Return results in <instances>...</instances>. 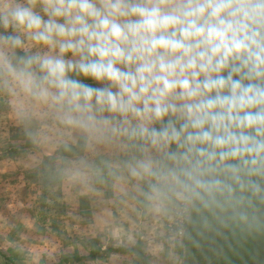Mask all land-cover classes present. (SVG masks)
Segmentation results:
<instances>
[{
    "label": "clouds",
    "instance_id": "clouds-1",
    "mask_svg": "<svg viewBox=\"0 0 264 264\" xmlns=\"http://www.w3.org/2000/svg\"><path fill=\"white\" fill-rule=\"evenodd\" d=\"M0 104L179 247L264 231V0H0Z\"/></svg>",
    "mask_w": 264,
    "mask_h": 264
},
{
    "label": "rangeland",
    "instance_id": "rangeland-1",
    "mask_svg": "<svg viewBox=\"0 0 264 264\" xmlns=\"http://www.w3.org/2000/svg\"><path fill=\"white\" fill-rule=\"evenodd\" d=\"M54 148L33 144L9 108L0 104V264H76L74 259L100 249L99 243L113 234L85 230L89 220L88 185L72 180L73 175L63 160L59 161ZM223 229H205L214 233L217 246L212 255L200 256L196 264H226L227 259L236 257V247L248 234L236 229L233 231L238 236L227 241ZM124 235L112 236L115 241L111 244L116 246L107 249L117 250ZM172 242L178 256L182 251L180 264H185L186 239L183 247ZM203 244L197 245L198 255Z\"/></svg>",
    "mask_w": 264,
    "mask_h": 264
},
{
    "label": "crops",
    "instance_id": "crops-1",
    "mask_svg": "<svg viewBox=\"0 0 264 264\" xmlns=\"http://www.w3.org/2000/svg\"><path fill=\"white\" fill-rule=\"evenodd\" d=\"M54 151L59 154V161L63 158H71L72 154L55 146ZM76 154H84L82 149L74 148ZM112 157L102 153L94 157L96 164L103 168V160ZM77 184L79 178L72 176ZM92 187L87 186L89 207L87 211L88 230L97 233H113L112 236L124 233L122 240L118 242L117 250H108L107 247H115L114 238L109 235L108 239H102L100 249L83 257L78 264H177L174 257L178 256V249L174 246L171 237V222L163 221L147 215H137L134 211L138 205L134 201L125 206L117 199L119 188L110 181L101 182L93 179ZM93 240V239H92ZM96 240H93V242ZM92 242V241H91ZM94 242V244H95ZM90 249L92 248L89 245ZM180 263L181 255L180 252ZM101 256V257H100ZM9 262V259L4 256ZM111 259V260H110ZM113 261V263H112ZM76 263V264H77Z\"/></svg>",
    "mask_w": 264,
    "mask_h": 264
},
{
    "label": "trees",
    "instance_id": "trees-1",
    "mask_svg": "<svg viewBox=\"0 0 264 264\" xmlns=\"http://www.w3.org/2000/svg\"><path fill=\"white\" fill-rule=\"evenodd\" d=\"M219 229V226H216ZM205 227H203L199 222L190 225L189 232L191 234V239H186L185 245L187 248L186 262L185 264H196V261L200 259L203 255H212L215 251L216 243L213 242L214 233L205 232ZM226 233L225 236L227 241L235 240L238 233L230 229H223ZM261 233V234H260ZM256 232L255 236L253 234H248V237H244L241 245L236 247L235 258L227 259L226 264H264V231ZM242 235V236H243ZM238 241V240H237ZM198 243L203 244L201 246L202 253L198 255L197 245ZM208 249V251H206ZM251 249V250H250ZM77 262L81 260L76 259Z\"/></svg>",
    "mask_w": 264,
    "mask_h": 264
},
{
    "label": "built area",
    "instance_id": "built-area-1",
    "mask_svg": "<svg viewBox=\"0 0 264 264\" xmlns=\"http://www.w3.org/2000/svg\"><path fill=\"white\" fill-rule=\"evenodd\" d=\"M188 228H189V226H188Z\"/></svg>",
    "mask_w": 264,
    "mask_h": 264
}]
</instances>
